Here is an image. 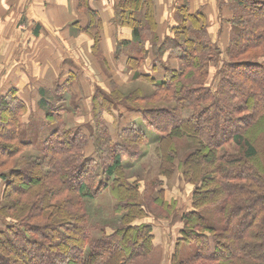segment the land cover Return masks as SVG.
I'll list each match as a JSON object with an SVG mask.
<instances>
[{
	"label": "trees",
	"instance_id": "1",
	"mask_svg": "<svg viewBox=\"0 0 264 264\" xmlns=\"http://www.w3.org/2000/svg\"><path fill=\"white\" fill-rule=\"evenodd\" d=\"M79 1L77 9L86 15L89 24L82 29L77 22L78 30L88 34L97 46L102 40L100 12L89 8L88 0ZM200 5L179 0L168 15L158 0H117L113 7L112 24L125 28L131 36L118 42L125 48L124 64L132 71L131 77L145 80L148 86L151 83L150 98L140 97L143 93L138 89L124 94L120 91L124 84L114 80L108 84V91L97 87L93 93L89 86L86 88L88 82L83 80L80 69L56 79L50 89H41L34 96L21 97L16 88L0 96V130L4 127L8 134L5 139L16 144L14 149L0 145V151H4L0 157V218L4 221H0V260L4 264H15L2 253L8 244L14 245L9 251L19 264H56L59 260H51L55 256L49 249L59 246L55 245L57 233L65 237V244L68 240L77 244L71 252L74 258L66 255V264H158L162 251L155 246L152 225L136 222L149 215L148 202L131 183L133 197L122 193V186L127 183L123 172L125 151L104 123H117L111 114L118 105L127 108L119 111L121 124L127 121V114L132 115L133 108H138L139 101L157 107L164 101L159 91L168 94L170 88L178 100L187 96L190 102L189 119L178 121L167 134L169 138L173 135V139H188L190 155L182 160L181 168L185 181L194 188L191 211L183 212L188 207L177 206L176 199L169 203L161 201V206L160 202L149 203L160 211L163 207L184 226L169 264H264V0H217L215 12L207 3ZM210 19H218V33L226 29L220 59L215 57L217 47L213 45L221 34L215 41L208 34ZM199 55H203L200 64ZM120 58L121 55L118 61ZM185 64L187 69L196 68V73L184 86L180 81L188 72L184 71ZM205 67L209 73L203 70ZM215 70L219 81L211 91L204 87L205 77L211 80ZM197 92L200 93L192 99L191 94ZM253 109L259 114L251 118ZM142 112L146 118L145 109ZM64 114L77 118L76 124L81 118L80 125L69 128ZM82 117L102 127L105 143L95 151L85 148L83 134L92 127ZM196 117L203 120L201 126L193 123ZM31 121L38 126H54L36 146L23 139ZM187 121L188 133H184L179 129ZM124 131L130 135H123L130 140L128 145L139 138L146 140L141 129L137 133L134 129H116L117 134ZM96 139H100L99 135ZM32 149L37 156L25 155L24 150ZM23 154L29 162L19 166ZM192 158L198 159L196 165ZM108 185L116 200L111 213L118 218L119 225L103 224L96 229L89 223L85 204L103 197ZM54 186V192L44 195ZM22 194L25 199L17 196ZM11 195L14 196L10 199ZM14 200L22 202L24 213L23 207L29 208L32 203L26 213L28 219H21L18 212L16 218L4 216L16 207ZM123 206L126 212H120L125 209ZM54 208L55 213L51 210ZM206 209L215 214L209 217ZM57 213L70 219L55 222ZM75 221L80 226L72 225ZM185 246L191 250L184 258L181 252ZM44 251L48 260L41 259Z\"/></svg>",
	"mask_w": 264,
	"mask_h": 264
},
{
	"label": "rangeland",
	"instance_id": "2",
	"mask_svg": "<svg viewBox=\"0 0 264 264\" xmlns=\"http://www.w3.org/2000/svg\"><path fill=\"white\" fill-rule=\"evenodd\" d=\"M217 1V0H215ZM160 4V2H159ZM161 5V4H160ZM201 6V5H200ZM216 9V8H215ZM217 10V9H216ZM212 15V13H211ZM208 21V20H207ZM218 19H210L208 24V34H210L211 37H213L214 41L220 37L219 40L216 41V44L213 45L214 48H216V54L214 53L215 57H217V59H220L224 52V43L222 40L226 39V33L224 29V33L222 32L223 30H221L218 33ZM72 35L74 34V32H71ZM222 34L225 35L224 39L222 38ZM213 53H210V55H212ZM204 56H206V54H203ZM203 55H199L200 57L197 59V62L202 63L201 62V57H203ZM221 56V57H219ZM196 57V56H195ZM242 57V56H241ZM244 57V55H243ZM247 57V56H245ZM244 57V58H245ZM206 58V57H205ZM196 59V58H195ZM186 66V70L184 71H188L185 74V78L180 81L181 83H184L183 85L185 86V83L187 84L189 82V77L193 78V75L196 73L195 69L196 68H190L187 69V65ZM181 68V67H180ZM198 69V67H197ZM204 71H207L208 73L209 68H204ZM198 72V71H197ZM219 81L218 76L216 75V70L213 74V77L211 80H208V76L205 77V88H208L212 91L214 90L212 88V86H215ZM138 86H141L143 88L142 92L143 93H148V95L151 94V90L149 89L148 86H144L142 83L140 82H136V83H131L128 85H124L122 86V88L120 89V91H122V93L126 94V93H130L133 90L135 91L137 89ZM188 86L193 87V85L191 86V84H189ZM189 88V87H187ZM198 89V88H197ZM196 89V90H197ZM170 91L168 92V94L164 93L163 91H159L160 92V97L162 98V100H164L163 102H159L157 104V107H155L154 105H149L147 102H142L140 103V101L137 103L139 106H137V109L132 110L131 114L132 115H128L127 114V121H125L124 123L122 122L119 123V119L120 116H122V112L119 113V111H124L125 109H127L124 104L123 105H118V107L113 108L112 111V117L116 120V124L111 125V124H105V127L107 128V130L109 131V127L112 129L111 130V135L113 137L116 138V140L119 142H117L118 144H120L123 148V151H125L124 153V161H123V165H124V174H125V181L127 180V183H125V186L123 184L122 186V193H126L127 195L129 194L130 197H133L132 193L130 192L131 186L129 185L130 183L133 184L135 186V188L137 189L136 191L139 193V195H141L142 199H144V201L148 202V206H147V211L149 213V215L146 218H141L140 220L136 221L138 225H140L141 223H147L152 225L153 227V234L156 235V239H155V246L157 245L159 248V250L162 251V256H160L158 264H169L170 262V258H167L165 255L167 254L168 251H171V255L174 254L175 249L173 248L177 237H180V231L184 226L182 222H177L179 221L178 217H175V215L170 216L169 211L165 212L163 207H162V211L158 210L156 205L154 206H150V201L154 202H160L159 205L161 206L163 203L162 202H166L169 203L170 201H172L173 199H176V204L177 206L183 205L184 207H188V208H183V212H188L192 210L191 205V196L193 194V188L192 185L188 184L185 181V177L183 176V170L181 168V162L183 159H186L188 157V155H190V148H189V141L188 139H186L185 136H182L180 139H173L172 138V134L174 132L171 133V137L169 138L170 134H167L170 130V128L172 129V127L178 123V121H180L181 119L183 120H187L189 119V117L187 116L190 108H189V104L190 102H188L187 96H185L184 100H178L177 97L173 96L174 95V89L170 88ZM200 92H197V94H191V98L193 99L194 96L198 95ZM201 94H203V92H201ZM147 96V95H144ZM68 95H65L64 98L68 99ZM140 97L143 98V94H140ZM150 98V96L148 97ZM28 99V98H27ZM144 99V98H143ZM158 102V101H157ZM187 102V103H186ZM128 103V102H127ZM198 107H201V105L199 104ZM138 109H140L138 111ZM142 109H145L146 115L147 117H143L145 114L142 112ZM134 110H137V112L135 113ZM130 111V110H129ZM199 110L195 111L198 112ZM183 113V114H182ZM185 114V115H184ZM259 112H257V109H253L252 114H251V118L252 117H256V115H258ZM188 117V118H187ZM133 118V120L131 121V119ZM63 119H65L64 123L67 124V126L69 128H73V127H77L80 120H78L79 122L76 124L74 118L72 117L69 118L66 114H64ZM82 121H88L89 123H91V127L90 130L86 131L87 134H83L84 138H86V143H85V148L88 149L89 152H91V150H94L101 147L102 143H105V140H102L103 137L101 136V131H102V127L98 128L97 123H92L89 121V118L87 117H82ZM134 124V127L132 126H128L126 127L129 123L131 122ZM88 123V124H89ZM193 123H200L199 125L201 126L204 122L203 120H201V118L196 117L193 121ZM188 121L187 124H183L181 129L182 132H186L188 133ZM28 127L25 134H24V138L27 141H33V144L36 146L39 143L42 142L43 138L50 132H52L54 130V126L52 125L51 127H46V126H38L36 121H32L30 123V125L28 124ZM3 130H0V145H3L5 147H9L10 146L14 149L16 147V144L12 141V140H6L8 139L7 137V131L6 129H4V127H2ZM34 131V129H36ZM116 129L119 131L123 130H128V129H134V132L137 133L138 130L141 129V131L144 133V135L146 136V140L144 141L142 138H139L138 141H131V144L128 145L129 143V139L125 140L123 135L126 134L125 131L124 133H119L117 134ZM176 131V132H180L181 131ZM130 132V131H127ZM97 133V134H96ZM89 134V135H88ZM122 134V135H121ZM100 137V139H96L97 137ZM123 137L122 140L120 138V136ZM128 137H130L129 134H126ZM5 137H7L5 139ZM141 137V136H140ZM163 137V138H161ZM4 138V139H3ZM82 143V141H81ZM101 144V146H100ZM140 144V145H139ZM83 145V143H82ZM128 147H125L127 146ZM138 145V146H137ZM93 147V149H92ZM125 147V148H124ZM11 148V149H12ZM173 150V151H172ZM25 151V155L28 154V156L30 154L37 156L38 153H36V151L34 149L32 150H24ZM170 151H172V155L169 154ZM4 151H0V157L4 156ZM95 153V152H94ZM91 154V153H90ZM18 156V155H15ZM24 157V154H23ZM14 158V157H13ZM99 159V158H98ZM101 159H105L106 157H102ZM123 160V159H122ZM198 161V159H196ZM196 160L194 158H192V163L194 165H196ZM258 160V159H257ZM27 161L26 158L24 157V160H21V162H18L19 166H23L24 164H26ZM170 164V166H168ZM18 165L16 167H18ZM168 167L171 168V170H168ZM171 171V173H170ZM163 172L167 173L168 175L166 176ZM169 174L171 176H169ZM169 176V177H168ZM73 181V180H72ZM132 185V186H133ZM41 186V185H39ZM111 185H108V189L107 190H103V194L104 196L101 198H98L97 200H94L92 202L88 201V203L85 204L86 209H88V216L90 217V222L92 226H94L96 229L100 228L103 226V224H108L110 226H118L116 225L118 222V218H116L114 216V214L112 215V206L115 205V199L113 194L111 193ZM57 186L54 187H50L48 188V193L44 192V195H49L50 192H54L55 188ZM39 188V187H37ZM32 188H30L28 191L25 192V194L29 191H31ZM43 194V192H40ZM69 193V192H68ZM25 194L22 195H17L18 197H20V199L23 198V196ZM70 194V193H69ZM36 195V194H35ZM72 195V194H71ZM11 195L10 199L12 198ZM75 197V196H74ZM140 197V198H141ZM25 199V197L23 198ZM76 199V197H75ZM157 199V200H156ZM31 200V199H30ZM155 200V201H154ZM77 201V199H76ZM4 202V201H3ZM52 202V200H51ZM124 202V201H123ZM13 203L15 204L16 207H14V210L11 211H7L5 212V217L12 219L13 217L16 218L15 213H19L22 214L20 215L21 219H28V214L29 210H30V206L32 203H30L28 206L29 208H25L23 207V209L26 211L25 213L23 211H21V203L20 200L18 201H13ZM179 203V204H178ZM2 205V202L0 201V206ZM164 205V204H163ZM70 206V205H69ZM123 208H125L123 206ZM70 210H74L75 207H70L68 208ZM213 209V208H212ZM212 209H206L205 210V214L208 215L209 217L213 216L212 214H215L213 212ZM54 211V213L57 211L55 208L51 209ZM127 208L121 210L120 212H126ZM194 211V210H193ZM118 212V213H120ZM153 213H155L153 215ZM169 214V215H168ZM179 214H181V212H179ZM67 216L61 215L59 213L56 214V217L54 219L55 222H61L63 223L64 221H68L69 219H67ZM169 219V220H168ZM1 223L4 222L3 219L0 218ZM34 223H36V220L33 221ZM60 223V224H61ZM74 226H80L79 222H72ZM97 232H94L93 234H96ZM174 235V237H172V240L168 241L167 240V236L168 235ZM73 238V236H72ZM209 238V237H208ZM56 239V243L55 245L58 243L59 246L54 247L49 249L50 253L52 255L55 256L54 259L51 260H59V262H57L56 264H66L67 260L65 259V257L67 256H72L73 253H71L72 251H75L76 245L73 242H70L68 240V243L65 244L64 243V239L65 237H61V235L59 233L56 234L55 236ZM13 244V242H11ZM4 248V247H3ZM13 247L10 246V244H8L7 250L4 248V250H2V253L5 255V258L12 260V262L14 261L15 264H19L18 260L16 259L17 257H15V255L11 254V252L9 250H12ZM48 250V253H49ZM191 249H188V246H185V248L182 249V257L185 258V256L187 255V253L190 252ZM8 251V252H7ZM46 252V251H44ZM134 252H136L134 250ZM11 255H10V254ZM69 254V255H67ZM44 258L45 260H48L47 257H49V255H47V252L44 254ZM67 255V256H66ZM180 256V258H182ZM74 258V255L73 257ZM0 264H4V260H0Z\"/></svg>",
	"mask_w": 264,
	"mask_h": 264
},
{
	"label": "crops",
	"instance_id": "3",
	"mask_svg": "<svg viewBox=\"0 0 264 264\" xmlns=\"http://www.w3.org/2000/svg\"><path fill=\"white\" fill-rule=\"evenodd\" d=\"M79 2L0 0V96L14 88L21 97L34 96L41 89H50L56 79L79 69L83 80L88 82L86 88L89 86L93 93L97 87L108 91L111 80L124 85L140 82L148 86L145 80L131 77L132 71L124 64L125 48L118 42L122 37L131 36L125 28L118 29L111 22L117 0H88L89 8L99 10L103 25L102 40L97 46L88 34L78 30V23L82 29L89 24L86 15L77 9ZM158 2L168 15L173 13L179 0ZM205 3L216 11L215 0H192V4ZM137 89L143 93L141 86ZM143 95L149 97L148 93ZM172 237L170 234L166 238ZM165 256L170 258L171 251Z\"/></svg>",
	"mask_w": 264,
	"mask_h": 264
}]
</instances>
